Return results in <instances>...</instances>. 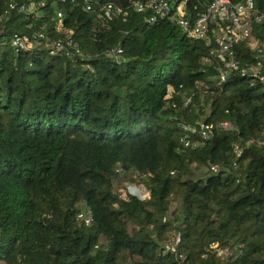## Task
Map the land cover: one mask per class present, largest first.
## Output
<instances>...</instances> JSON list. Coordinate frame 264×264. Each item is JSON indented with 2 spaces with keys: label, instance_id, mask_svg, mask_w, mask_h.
Wrapping results in <instances>:
<instances>
[{
  "label": "trees",
  "instance_id": "1",
  "mask_svg": "<svg viewBox=\"0 0 264 264\" xmlns=\"http://www.w3.org/2000/svg\"><path fill=\"white\" fill-rule=\"evenodd\" d=\"M74 1L0 0V14L36 7L0 22V264H264V87L219 82L209 48L167 21L103 22ZM252 3L264 14V0ZM38 32L69 35L82 57L7 40ZM251 34L264 45V19ZM116 49L119 62L107 56ZM200 117L233 130L183 148L181 126ZM120 174L148 198L115 192Z\"/></svg>",
  "mask_w": 264,
  "mask_h": 264
},
{
  "label": "built area",
  "instance_id": "2",
  "mask_svg": "<svg viewBox=\"0 0 264 264\" xmlns=\"http://www.w3.org/2000/svg\"><path fill=\"white\" fill-rule=\"evenodd\" d=\"M76 4L74 0H58ZM42 6V3H39ZM35 13L36 7L28 5H15L8 2L0 14V22L5 19L10 11ZM81 11L94 13L103 22L112 19H123L129 12L143 15V21L153 24L158 21H167L178 27L184 35L192 40L201 41L209 49L206 60L213 63L215 77L219 82H224L230 75H236L254 84L264 87V45L251 34V26L264 19L253 6L252 0H210L205 4H197L191 0H139L131 2L127 6H118L111 2H91L83 0L80 4ZM55 30L62 26L63 14L55 12L53 18ZM7 40L15 50L30 49L41 44L50 56L82 57L76 43L68 35L63 38L50 40L47 36L38 32L31 39L20 37L16 34L7 36ZM6 43L2 40L1 44ZM37 44V45H36ZM242 44L243 49L251 53L252 61L240 60L237 57L235 46ZM241 53V52H240ZM120 50H111L107 56L115 62H119ZM186 104V102L184 103ZM184 134L179 137V144L183 148H195L200 146L215 131L226 132L233 130L230 123L220 121L214 125L199 121L197 125H182ZM238 147H233L237 153ZM218 167L210 165L206 168L209 173H216ZM139 200L148 198L146 192L138 196ZM77 219L88 225L89 219L84 214H78ZM165 252L173 253L175 246L164 244Z\"/></svg>",
  "mask_w": 264,
  "mask_h": 264
},
{
  "label": "rangeland",
  "instance_id": "3",
  "mask_svg": "<svg viewBox=\"0 0 264 264\" xmlns=\"http://www.w3.org/2000/svg\"><path fill=\"white\" fill-rule=\"evenodd\" d=\"M37 45V44H36ZM205 110V115H207L208 110ZM199 121H203V117H200ZM204 171V169H203ZM205 172V171H204ZM133 174V173H132ZM122 175L120 174V176L113 182V189L115 192H117L119 195H122L125 191L133 194V193H138V192H142L143 191V186L140 185V183H126L122 181ZM174 204L173 202L171 203V207H173ZM167 241H169L168 244L174 245L176 247L177 244V236L173 235V232H171L170 234H168L167 236Z\"/></svg>",
  "mask_w": 264,
  "mask_h": 264
},
{
  "label": "clouds",
  "instance_id": "4",
  "mask_svg": "<svg viewBox=\"0 0 264 264\" xmlns=\"http://www.w3.org/2000/svg\"><path fill=\"white\" fill-rule=\"evenodd\" d=\"M125 192H126V191H125ZM126 193L129 194V195H131V196H135V197L138 198L139 194L142 193V192H138V193H133V194H131V193H129V192L127 191ZM138 199H139V198H138Z\"/></svg>",
  "mask_w": 264,
  "mask_h": 264
}]
</instances>
